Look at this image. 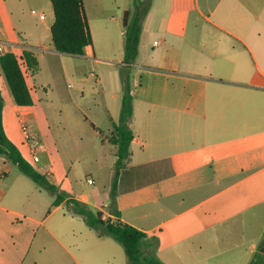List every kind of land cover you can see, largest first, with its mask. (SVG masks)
<instances>
[{"label":"crops","instance_id":"crops-1","mask_svg":"<svg viewBox=\"0 0 264 264\" xmlns=\"http://www.w3.org/2000/svg\"><path fill=\"white\" fill-rule=\"evenodd\" d=\"M83 1L88 18L95 19L104 6V26L110 21L118 27L123 21L125 29L124 16L107 15L103 0ZM137 5L140 41L130 65L134 140L118 180L115 207L120 217L105 210L111 204L114 168L110 190L89 195L77 194L51 168H41L42 173L33 167L105 218L156 238L155 255L164 264H238L246 252L235 243L231 253L238 258L230 260V252L210 254L205 249L224 243V232L237 226L236 221L264 217V0H138ZM54 21L55 16L46 26L50 32ZM3 23L0 9V39L9 52H41L38 70L28 71L37 77L46 63L56 77L67 72L65 65L57 70L55 59L64 62V56L72 55L59 53L53 42L42 44L29 25L20 30V40L9 39ZM91 48L72 57L97 62ZM110 79L115 88H102L104 103L91 120L101 141H96L94 155L81 151L79 159L99 162L108 154L116 162L107 135L120 117L124 83L121 75ZM26 82L32 93L27 77ZM1 85L10 93L0 70ZM15 106L19 111L33 107ZM31 115H23L29 123ZM3 125L22 153L4 120ZM85 137L79 133L81 142ZM16 169L0 155V264H116L104 243L107 237L85 229L66 202L53 206L55 196L38 185L30 187ZM249 250L254 257L258 247ZM118 264L126 263L120 257Z\"/></svg>","mask_w":264,"mask_h":264},{"label":"rangeland","instance_id":"rangeland-1","mask_svg":"<svg viewBox=\"0 0 264 264\" xmlns=\"http://www.w3.org/2000/svg\"><path fill=\"white\" fill-rule=\"evenodd\" d=\"M104 4L107 15L123 18L125 12H130V23L136 16V9L139 10L138 0H117V3L113 0H103ZM0 9L4 17L2 26L8 34L7 38L20 40V30L23 26L29 25L30 29L36 31L37 38L41 40L42 44L52 45L51 32L46 29V26L54 19L50 0H10V4L0 0ZM10 10H13V19ZM32 11H36L38 15H32ZM97 13L95 19L87 17L93 41L91 49L95 53V59H99L97 62L92 61L90 64L89 61L72 56H64L66 57L64 62L55 59L57 70L62 65L67 68L65 74L59 72L57 77L53 75L51 68L46 63L37 77L35 73L24 67L23 70L28 78L34 99V105L28 111L17 110L8 90L4 86H0L3 120L9 136L21 146L25 159L36 169L39 168L41 172L44 167L51 168L55 177L63 178L65 182L70 181L77 194L85 192L89 195L95 190L104 193L110 190L111 174L113 165H115V159L108 154L99 162L92 161L93 157L79 159L81 151H87L94 155L96 141H101L100 137L95 138V130L91 125L94 121L91 120L99 116L98 111L104 103L102 88L109 91L115 88L114 82L110 78L122 76L123 71L130 73V80L133 76L132 69L129 70L122 66L126 41V30L122 27L123 21H119L118 27L116 22L107 21L108 27L106 28L104 26V6L102 13L99 11ZM39 14H44L47 20L41 21ZM124 30L125 33H123ZM14 51L19 53L20 49L14 48ZM40 53L37 52L36 56H39ZM104 60L114 63L107 64ZM49 64L52 63L49 61ZM100 80L103 81V85L100 84ZM19 112L22 115L28 113L31 115L30 112H33L30 124L42 141L41 161L39 163H34L31 159L17 116ZM99 129L104 134V129L102 127ZM80 132L86 133L83 142L79 140ZM15 171L27 181L30 187L37 185L19 169ZM67 174L69 175L68 179L66 178ZM48 179L52 181L51 177ZM97 202L102 204L103 201L98 199ZM105 210L108 211V208ZM57 215L54 216V219ZM80 219L79 221L86 227L85 229H90L82 216ZM236 223L237 226H231L224 232V243L211 245L205 249V252L210 254L231 253L232 245L235 243L239 249L246 252V256L244 259H240L238 264L250 262L254 257L250 253L249 247L255 245L258 250L264 248V217L244 223L236 221ZM93 233H96L95 230ZM106 237L104 243L110 245L109 248L115 255L116 264H118L120 257L123 263L127 264V256L123 247L112 237ZM47 242L51 248L58 247L56 242ZM217 247L220 249L219 252ZM230 253L227 254V259L230 260L233 256L238 258V255L232 253V256H228L231 255Z\"/></svg>","mask_w":264,"mask_h":264},{"label":"trees","instance_id":"trees-1","mask_svg":"<svg viewBox=\"0 0 264 264\" xmlns=\"http://www.w3.org/2000/svg\"><path fill=\"white\" fill-rule=\"evenodd\" d=\"M55 21L51 26L52 42L55 49L62 54L72 56H84L86 48L92 47L93 41L90 27L84 8L83 0H50ZM130 12H125L124 27L126 41L124 47L123 65H130L138 56L140 41L139 19L129 21ZM33 72L39 68L38 58L35 53L27 49L22 55L6 53L0 59V70L14 103L20 108L31 107L34 104L32 93L27 85L23 68ZM130 73L123 71L122 81L124 92L121 105V113L118 121L112 123V130L107 135V142L115 147L116 162L114 165V177L111 191V204L109 212L116 218L120 217L116 209V195L118 180L121 171L127 167L131 159V144L134 133L130 128V120L133 115V100ZM1 94V91H0ZM105 142L104 140H102ZM0 155H4L8 161L14 164L24 175L32 179L38 186L43 187L55 196L53 206L57 207L66 202L73 214L82 216L85 223L95 230L100 237H112L124 249L127 256V264H164L155 255L157 239H149L147 235L129 224L119 221L113 222L111 218L104 219L101 211H94L87 203L71 198L70 195L52 183L48 177L37 171L33 165L25 159L18 147L9 140L3 125V103L0 99ZM249 264H264V248H260Z\"/></svg>","mask_w":264,"mask_h":264},{"label":"built area","instance_id":"built-area-1","mask_svg":"<svg viewBox=\"0 0 264 264\" xmlns=\"http://www.w3.org/2000/svg\"><path fill=\"white\" fill-rule=\"evenodd\" d=\"M32 15L37 16L36 11H32ZM46 16L44 14H39V19L44 20ZM9 45H7L6 42H4L2 39H0V59L3 57L6 53H10L8 51ZM20 119V127L24 136L25 143L27 144L31 159L34 163L40 162V154L42 150V141L41 138L34 132L31 124L28 122V120L23 116L19 115ZM91 182V180H90ZM102 212V211H101ZM104 214V213H103ZM104 219H107L103 217Z\"/></svg>","mask_w":264,"mask_h":264}]
</instances>
